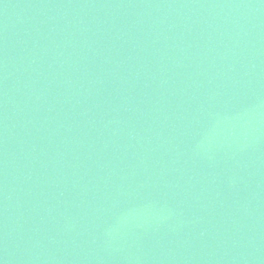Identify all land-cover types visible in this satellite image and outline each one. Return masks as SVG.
I'll list each match as a JSON object with an SVG mask.
<instances>
[{
  "label": "water",
  "instance_id": "obj_1",
  "mask_svg": "<svg viewBox=\"0 0 264 264\" xmlns=\"http://www.w3.org/2000/svg\"><path fill=\"white\" fill-rule=\"evenodd\" d=\"M3 264H264V0H0Z\"/></svg>",
  "mask_w": 264,
  "mask_h": 264
},
{
  "label": "snow or ice",
  "instance_id": "obj_2",
  "mask_svg": "<svg viewBox=\"0 0 264 264\" xmlns=\"http://www.w3.org/2000/svg\"><path fill=\"white\" fill-rule=\"evenodd\" d=\"M0 264H3V262H2V261H0Z\"/></svg>",
  "mask_w": 264,
  "mask_h": 264
}]
</instances>
